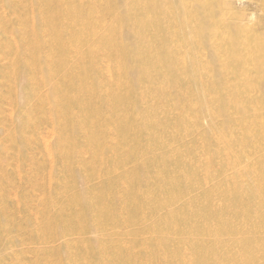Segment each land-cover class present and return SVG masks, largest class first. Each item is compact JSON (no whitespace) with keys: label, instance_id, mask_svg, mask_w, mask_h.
Returning <instances> with one entry per match:
<instances>
[{"label":"bare ground","instance_id":"obj_1","mask_svg":"<svg viewBox=\"0 0 264 264\" xmlns=\"http://www.w3.org/2000/svg\"><path fill=\"white\" fill-rule=\"evenodd\" d=\"M141 1L22 0L27 20L9 31L0 29L8 33L9 53L14 52L10 56L12 102L18 109L31 106L38 78L51 81L50 91L40 103L49 106L44 119L55 127L53 132H59L61 142L56 146L66 149L63 155L70 175L62 174L61 185L69 196H74L79 174L89 185L67 207L60 201L66 192H53L58 203L47 216L48 227L54 233L63 224L62 234H69V225L75 222L64 213L80 206L83 215L78 223L98 234L96 240L77 236L78 250L84 254L69 264H89L88 259L93 264H264V219L251 225L255 214L264 216V191H259L264 188V176L255 181L249 172L258 163V149L264 148V128L257 123L264 115L260 110L264 97H255L245 88L246 81H239L234 88H213V97L198 93L189 104L185 73L176 70L178 64H168L167 69L164 65L166 74H157L147 53L143 66L140 50L131 55L133 48L150 41L151 31L141 33L144 16L159 20L157 26L171 17L166 18L152 0L142 10ZM102 3L111 12L100 16L103 21L97 23L94 17L96 11L102 13ZM206 4L207 0H175L170 12L176 26L183 27V34L177 43L151 46L150 51L155 53L161 47L170 52L175 47L184 49L186 56L199 53L203 42L216 38L214 29L219 23V16L205 9ZM229 52L235 54L236 47ZM26 53L30 55L25 60ZM97 54L109 59L103 63V78L96 81L99 67L93 57ZM127 65L131 66L128 70ZM188 73L194 82L200 79ZM143 81L160 87H140L138 83ZM215 103L214 109H207ZM105 107L110 116L103 115ZM29 109L27 114H12L10 121L17 125L23 120L31 122ZM204 120H210V128L204 127ZM76 136L85 139L79 141ZM49 143L45 142L44 149L53 158L55 145ZM84 151L93 153L99 168L80 160ZM237 153L242 154L239 160L234 159ZM221 162L223 167H219ZM222 169L228 180L224 194L219 183H212L220 174L224 176ZM237 175L247 183L245 188L237 182L242 179ZM257 198L261 203H254ZM237 250H241L239 256Z\"/></svg>","mask_w":264,"mask_h":264},{"label":"rangeland","instance_id":"obj_2","mask_svg":"<svg viewBox=\"0 0 264 264\" xmlns=\"http://www.w3.org/2000/svg\"><path fill=\"white\" fill-rule=\"evenodd\" d=\"M21 1L22 0H9L10 3L6 4L3 2V0H0V29L5 30L6 27L8 28L7 31H9V29H12L11 26L19 27L24 21L27 20L28 10L24 4H20ZM148 1L149 0L141 1L140 7L142 8V10L146 8L145 3ZM174 1L175 0H152V4L153 2H156V9L158 8L160 12L162 11V13L167 15L166 18L169 17L168 15L171 16L170 20H168V18L166 19V21H164L163 26H157V22L159 20H157L156 22L155 19L154 22V18L149 14L147 16H144L141 19V33L144 34L146 31L145 34H147V32L149 33L151 31V38L150 41L145 45H143L142 43L139 46L140 49H137L138 51L133 48L131 50V55L133 51L137 53L140 50V54L142 55L143 59L142 60L140 58V60H142L143 66L145 62L143 55L147 53L146 59L152 61L154 60V67L156 68L157 74H160L161 72V74H166L165 68L168 64H178L179 66L176 70L185 73L184 79L187 82V89L185 88V96L189 104L193 103L194 97H196L198 93L204 92L206 95L209 93L213 97L215 91L213 90V88L220 91H222V89L224 88H234L236 85H238L239 81H246L245 88L248 90V92H251L253 95H255V97H264V0H207L205 9H208V11H213L215 15L219 16L217 17V21L219 23L216 24V27L214 29L215 33L218 35H216V38H218L217 40L215 38L212 39L213 41L210 39L203 42V49L200 50L199 53L194 54V56L192 57L191 55L186 56V54H184V49L180 50V48L175 47L170 49V52L165 51V48L161 47H159L158 51L155 50V53H153L154 51L151 52L149 49L151 48V46L157 47L161 44L170 45L172 44V42L177 43V40L182 36L183 27L176 26L170 12L171 4ZM2 5L4 6L2 7ZM104 5V3H102L101 5L104 12L102 11L101 13L99 11H96L94 21H96L97 23L103 21V18L101 17L104 14H109L111 12L110 9L104 10ZM167 12L170 13L168 14ZM163 16L165 18V15ZM4 19L6 20V22ZM9 22L11 25L9 24ZM155 27L156 30H154ZM65 29L67 30V28ZM7 38V32L6 34L3 31L0 32V264H69L71 260L76 259L79 256L81 257L84 254L83 250H78L77 242L80 241V238H78L77 236L87 237L89 235L88 238L90 240H96L98 238V234L94 231L88 232V228L78 223V220L80 222V216L83 215V211L81 210L80 206H74L71 209L67 208L64 213L67 216H70L73 223L75 222L74 224L71 223L72 225H69L70 233L62 234L63 230L61 228H64L63 224L57 226L56 229L54 228L53 233V231L48 227V222H46L47 216L51 214V207L53 206V204L57 205L58 203L57 198H55L53 192L57 191L61 194L66 192L65 196L60 201L66 203L65 206L67 207L69 206L68 202L71 201L74 196L78 197L83 194L84 191H86V188L89 187V185L84 179L80 178V174L78 175V186L74 189V196H72V194H70L69 196V194L67 193L68 190H66L61 185L60 180L62 174L65 177H69L70 175L69 167H67V163L64 160L63 155L66 149H59L56 146L57 143L59 144V142H61L58 139L59 132L57 130H54L53 132V129H55V127L44 119L43 113L45 110H48L49 106L46 102L40 103L41 99L45 97L47 93H49V82L51 81L42 82L40 81V78H38L37 84L36 82L34 84L36 94L33 96L34 98L32 97L30 99L31 106H26L25 108L23 107L18 109L17 106H15V104L12 102L11 97L15 93L14 90H9V86L13 85V79L10 75L13 71V67L10 64L14 52L9 53V39ZM46 38L48 39L47 35ZM198 42L201 43V40H199ZM244 42H246L247 45L243 48H240L238 45ZM212 45L214 48L212 47ZM199 47L200 45H198V48ZM235 47V54H230L229 50ZM214 51H217V53L215 54ZM47 53L49 54V51ZM214 54L216 55V57H214ZM29 55V53H26L25 56L23 55L25 60L28 59ZM71 56L75 57L73 52H71ZM100 56V54H97L93 57V62L95 63L96 68L97 66L99 67L97 68V71H95L96 73L94 77L96 81L98 80V78H103V66L105 65L103 63L107 61V58L109 59V56ZM99 64L102 65L99 66ZM163 66L165 68H163ZM125 68L126 70H128L131 68V66L127 65ZM189 71L193 72L195 76L200 77V79L194 82L192 80L191 74H187V72ZM69 79L67 80L66 85L69 84ZM194 83L197 88H194ZM138 85L140 87L144 86L149 89L160 87V85L152 84L151 82L149 83V81L140 82L138 83ZM137 88L139 89V87ZM139 95L140 94H138V96ZM263 100L264 98L262 99V101ZM233 101L235 102L237 100L234 99ZM216 103L210 105V107L207 109H214V107L217 106ZM43 105L46 107L44 108ZM29 107L33 112V119L31 122L27 123L26 120H23L22 124L17 125V123H13L10 121V117L12 114L24 111L26 114L27 111L29 113V111H31ZM260 108V110L263 112L264 109H262V107ZM102 110L104 116L111 115L110 109L105 107L102 108ZM189 119L192 120L191 111L189 112ZM116 123L117 117L113 118V125H116ZM257 123L259 124V126H262L264 128V115H261V117L258 118ZM25 124L27 125V127H25ZM203 124L206 128L211 127L210 120H204ZM22 125L24 126L22 127ZM222 127L224 126L222 125ZM12 134H15L16 138L12 137ZM76 139L82 141L85 138L76 136ZM108 139L112 141L113 137H110ZM44 141L46 143H49L50 141V146L54 147L55 145L53 149V158H51L45 151L47 149H44V145H46ZM257 147L258 146H256V148ZM258 152L259 153H256V160L258 161V163H260L258 164L257 161H254L258 165L253 163L250 166L251 171H249L248 169L252 177H255V181L264 176V148H259ZM83 154H80V160L86 162L89 165L94 164L95 168H99V163L97 162V160H94L93 153L84 151ZM126 156H129V154H126ZM49 158H51L52 160H49ZM241 158V153H237L234 155L235 160H239ZM32 160L36 161L34 165L31 166V164H33ZM221 163L223 165L221 164L219 165V167L224 166V162ZM212 167L215 166L213 165ZM6 169H8V171ZM204 169L210 170L207 166H205ZM16 170L18 173L16 172ZM50 170L51 172H49ZM2 173L3 175L6 174V176H2ZM221 173H223L224 176L220 174L221 176L219 175V178L217 180H213L212 183H219L220 187L223 188V190L221 189L222 194H224L226 189L225 186L228 180L226 177L227 175H225V173L223 172V169L221 170ZM239 177L242 179H237V182L239 184H242L245 188V186H247V183L243 182V177L241 175H237L236 178ZM228 179L230 180L229 177ZM48 181H52V184H50L51 182L49 183ZM96 182L99 184V180H97ZM40 183L42 184L41 186ZM48 185L50 187L47 189ZM14 187L15 189H13ZM33 187L35 190H33ZM40 187L42 190L40 189ZM263 189L262 187H260L259 191H262L261 193H263ZM117 191L121 190H119V188H116V192ZM42 193L44 194L43 197ZM222 198H224V195H222ZM16 201H18L19 206ZM222 202L219 205L223 204L221 207L223 210V206H225V203ZM254 203H261V198L255 199ZM31 212H33V214ZM255 215L256 216L252 218L253 221L251 220V225L259 223V221L264 219V216L262 214L258 213ZM240 253L241 250H237L235 252V255L239 256ZM86 262H88L89 264H93L91 259H88V261Z\"/></svg>","mask_w":264,"mask_h":264}]
</instances>
